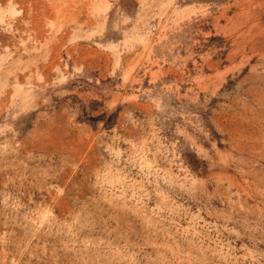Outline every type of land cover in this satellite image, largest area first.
<instances>
[{
	"label": "rangeland",
	"instance_id": "rangeland-1",
	"mask_svg": "<svg viewBox=\"0 0 264 264\" xmlns=\"http://www.w3.org/2000/svg\"><path fill=\"white\" fill-rule=\"evenodd\" d=\"M0 264H264V0H0Z\"/></svg>",
	"mask_w": 264,
	"mask_h": 264
}]
</instances>
